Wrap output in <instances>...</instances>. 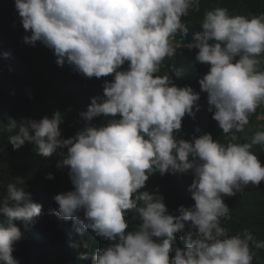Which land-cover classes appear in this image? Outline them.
<instances>
[{"label": "clouds", "instance_id": "9594fccd", "mask_svg": "<svg viewBox=\"0 0 264 264\" xmlns=\"http://www.w3.org/2000/svg\"><path fill=\"white\" fill-rule=\"evenodd\" d=\"M14 6L30 32L25 43L39 41L58 66L67 63L84 77L113 76L103 83V95L79 112L84 126L74 136H62L59 110L38 120L8 117L0 129L14 150L27 142L38 156H59L58 169L68 168L73 188L54 195L58 207L49 213L71 220L79 236L90 230L108 242L90 255L91 264H253L264 240L249 229L230 234L221 222L231 219L224 197L264 181V165L253 151L264 149V124L243 142L240 136L264 107V13L204 10L201 31L184 45L209 66L198 83L221 141L207 132L177 138L183 117L199 110L200 93L161 74L181 47L178 38L188 33L183 17L201 13V0H14ZM101 115L106 123L93 125ZM157 172H191L194 204L170 214L162 195L144 190ZM24 185L15 177L0 200V264H18L14 244L23 233L15 221L28 226L42 211ZM130 213L139 223L126 231ZM181 233L183 247L177 246Z\"/></svg>", "mask_w": 264, "mask_h": 264}, {"label": "trees", "instance_id": "16d2710c", "mask_svg": "<svg viewBox=\"0 0 264 264\" xmlns=\"http://www.w3.org/2000/svg\"><path fill=\"white\" fill-rule=\"evenodd\" d=\"M216 6L227 7L232 14L251 16L264 13V0H201V13L190 12L188 17H183L188 33L178 38L181 47L171 61L165 62L161 74L167 72L179 87L191 86L200 93V99L195 116L183 117L182 127L176 133L178 139L191 140L193 135L207 132L213 139L223 141L222 130L208 111L207 93L200 90L198 83V78H202L209 66L195 60L197 49L184 46L194 42L193 33L201 31L199 19L203 11ZM25 35H30V32L23 29L14 0H0V129L9 123L8 117L38 120L45 115L51 117L54 111L59 110L64 115L60 125L62 136H74L84 126L79 112L87 109L93 96L103 95V83L111 81L113 76L87 78L67 63L58 66L51 49L39 41L35 46L25 43ZM126 69L127 63L120 70ZM263 115L264 107L258 108L250 117L245 132L240 134L242 142L264 124ZM91 123L102 126L106 120L101 115ZM253 151L264 165V149L255 146ZM59 159L56 154L47 158L36 155L33 146L27 142L14 150L7 140V133L0 132V200L6 193L7 183L15 177H23L25 191L31 194V200L42 205L40 216L28 226L15 221L23 233L22 239L14 244L13 256L18 264H91L90 255L108 243L90 230L79 236L71 220L64 221L49 213L50 209L58 207L54 195L73 188L68 168L56 167ZM49 173L52 179L47 178ZM192 178L191 172L166 173L163 176L157 172L146 181L144 190L162 195L168 212L178 214L180 205L189 207L194 204L188 191ZM224 202L230 209L231 219L221 223L230 229V234L249 229L257 240H264V181L257 187L249 185L243 193L224 197ZM127 219L129 229L126 231L139 223L132 219L131 213ZM2 220L0 215V222ZM187 227L186 224V230ZM180 235L182 233L177 234V246L183 247ZM74 242H80V245L74 247ZM256 252L253 264H264V249H257ZM80 253H89V258L79 260Z\"/></svg>", "mask_w": 264, "mask_h": 264}]
</instances>
